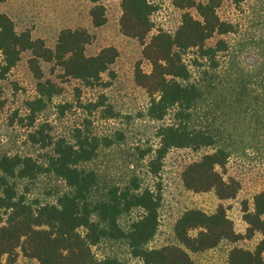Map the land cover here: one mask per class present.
Returning a JSON list of instances; mask_svg holds the SVG:
<instances>
[{"label": "trees", "instance_id": "1", "mask_svg": "<svg viewBox=\"0 0 264 264\" xmlns=\"http://www.w3.org/2000/svg\"><path fill=\"white\" fill-rule=\"evenodd\" d=\"M89 1L93 26L106 25L104 0ZM231 2L239 13L236 21L221 18L224 0H172L183 12L180 26L174 33L159 30L149 39L159 6L153 0H122L121 33L141 42L143 59L152 67L146 73L139 64L135 83L148 95L147 117L160 125L156 147L127 151L132 175L121 182L100 161L125 141L124 132L99 136L87 119L83 127L55 137L51 124L40 122L62 92L57 82L45 78L43 63L60 68L62 78L97 89L108 86L105 75L114 78L118 50L108 47L87 55L95 37L85 28L63 30L50 48L30 30L18 31L13 19L0 12V81L25 53L31 54L28 67L37 80V96L21 122L26 142L44 152L42 157L0 154V264H18L20 257L25 264H119L117 258H99L93 251L119 242L143 264H197L192 254L257 234L262 240L256 249H232L228 264H264V191L254 197L252 209L243 207L245 235L237 233L223 204L236 199L242 188L226 177L230 160L264 154V0ZM249 56L252 62L246 61ZM105 101L101 96L81 106L90 116L116 120L118 113ZM70 108L58 106L62 115ZM186 149L211 152L187 166L185 187L214 192L221 204L212 215L187 210L174 227L178 245L151 248L160 227L162 187L143 185L138 165L146 163L148 174L158 178L169 153ZM40 181L45 195L35 193ZM136 210L142 216L124 225L122 219Z\"/></svg>", "mask_w": 264, "mask_h": 264}, {"label": "rangeland", "instance_id": "2", "mask_svg": "<svg viewBox=\"0 0 264 264\" xmlns=\"http://www.w3.org/2000/svg\"><path fill=\"white\" fill-rule=\"evenodd\" d=\"M153 1L159 6V10L152 17L155 30L149 39L159 30L176 32L181 24L183 12L173 7L172 0ZM103 3L108 22L100 28H95L92 24L89 15L92 5L89 0H0V12L13 19L18 31L30 30L34 39L44 40L50 48L56 47L63 30L85 28L95 37L93 43L86 48L87 55H96L108 47L118 50L119 58L112 66L114 78L105 75L104 82L108 83V86L97 89L86 88L77 80L62 78L63 71L60 68L43 63L45 78L57 82L62 92L42 113L40 122L48 121L55 137L67 136L74 128L83 127L87 119L93 123V131L99 136L115 134L118 130L124 132L125 141L116 148V151L107 152L100 161L101 167L121 182L128 180L132 175L127 151H133L138 146L156 147L159 143L156 132L160 123L152 122L147 117L148 95L135 83V70L139 64L146 73H150L152 67L143 59L141 42L121 33L122 0H104ZM192 13L195 14L194 11ZM220 16L227 21L239 19V13L234 9L231 0H224ZM30 58L31 54L25 53L20 64L0 81V154L23 153L34 157L44 155L39 147L26 142L27 129L21 122L27 113L28 103L37 96V80L28 67ZM246 61L253 60L249 56ZM78 95L81 97L80 101L77 99ZM101 96H105V102L112 105L118 113L116 120H102L99 114L90 116L82 107L95 102ZM66 104L72 105V108L62 115L58 106ZM209 152H211L209 149L171 151L164 160L158 178L148 174L146 163L138 165L137 175L142 179L143 185L156 187L160 184L162 187L160 227L156 238L150 244L151 248L178 245L174 227L187 210L198 209L209 215L217 211L221 201L214 192L195 193L188 190L183 182V173L187 166L199 161ZM226 177H233L241 183L242 188L237 198L223 204L237 233L245 235L248 226L244 220L243 207L248 204L252 209L254 197L264 191V154L248 153L234 156L226 168ZM48 182L47 180L45 184ZM53 184L56 186V183ZM35 187V193L45 195L41 181ZM142 214L140 210L133 211L131 215L124 217L122 222L128 225ZM261 240L262 236L257 234L252 239H244L238 243L225 241L213 250L191 256L197 264H228L232 249L253 251ZM93 251L99 258L115 257L119 264H143L130 254L125 242L102 244ZM25 263L27 260L20 257L18 264Z\"/></svg>", "mask_w": 264, "mask_h": 264}]
</instances>
